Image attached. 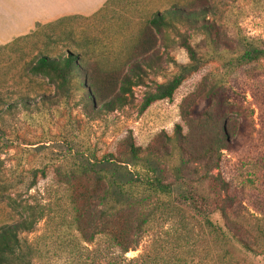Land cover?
I'll return each instance as SVG.
<instances>
[{"label":"rangeland","instance_id":"1","mask_svg":"<svg viewBox=\"0 0 264 264\" xmlns=\"http://www.w3.org/2000/svg\"><path fill=\"white\" fill-rule=\"evenodd\" d=\"M188 1L112 0L102 16H76L42 28L19 44L21 61L36 51L49 57L71 52L84 66H115L145 20ZM197 1L196 23L167 15L169 27L155 35L158 67L144 70L126 105L112 112L99 110V100L88 104L78 75L61 92L37 76L6 82L0 91V227L21 226L17 259L8 264H264L262 255H244L233 239L207 226V220L221 222L216 208L223 195L204 180L173 183L168 170L174 154L162 166L170 195L153 194L141 184L130 188L133 196L147 198L145 209H153L133 251L122 254L106 236L86 241L76 228L73 190L93 182L90 174L80 176L82 166L122 161L129 144L142 155H163L174 144L175 125L182 136L188 132L192 108L204 106L203 93L215 84L226 103L228 146L217 173L232 199L227 213L243 225H257L264 236V59L239 61L247 49H264V0ZM9 60L0 53V70ZM16 71L8 69L11 75ZM172 78L180 79L172 97L138 113L143 96ZM129 169L146 179L139 169ZM259 245L258 253L264 242Z\"/></svg>","mask_w":264,"mask_h":264},{"label":"trees","instance_id":"2","mask_svg":"<svg viewBox=\"0 0 264 264\" xmlns=\"http://www.w3.org/2000/svg\"><path fill=\"white\" fill-rule=\"evenodd\" d=\"M98 10L91 18L105 14L108 4ZM197 0H189L183 7L171 11L154 12L143 22L124 58L117 65L104 66L101 62L83 65L80 58L73 53L64 56L49 57L46 53L36 51L28 61H21L19 44L36 36L42 28H50L70 18H63L52 23L36 24L28 35L16 38L10 43L0 46L11 65L1 67L0 91L9 80L14 83L28 76L42 77L56 91L69 87L74 75L81 77V87L85 90L88 104L101 102L99 110L112 112L116 107L126 105V95L130 89L141 84L144 70L153 71L160 63L156 50V34L169 27L167 15L178 16L179 19L196 23L200 11H195ZM90 18V17H89ZM210 29H206L209 34ZM182 47L190 58L193 57L191 48L182 42ZM19 52V53H18ZM18 53V54H17ZM12 57V58H11ZM264 59V49L250 48L242 53L239 61L243 65ZM2 65V62H1ZM18 66L19 68H16ZM17 69L15 74H9L8 69ZM180 84L179 78L155 85L152 92L146 93L139 106L138 113L156 101L169 100ZM220 88L215 84L203 93L204 106L191 110L192 121H185L188 132L181 135L179 125H175L169 149H164L163 155L148 151L142 155L138 147L129 144L126 158L122 161L115 159L95 162L82 166L81 177L90 174L93 180L90 187L77 185L72 193L74 204V219L77 231L86 241L93 236H106L109 242L119 249L122 254L133 251L138 244L144 226L153 215V209H145L146 197L137 198L130 193L135 184L145 186V190L153 194L168 196L172 192V184L164 183L165 173L162 166L165 158L175 155V163L168 170L173 183H183L204 180L214 186L218 194L223 195L216 208L221 222L206 221L207 226L218 231L227 239H233L242 249L244 255L255 258L264 257V249L259 242H264L261 229L255 224L243 225L231 219L227 213L232 206V199L226 196L227 183L219 176L217 170L220 164L221 150L227 148L224 137V120L226 103L219 98ZM139 169L147 177L131 171ZM105 181V182H104ZM143 182V183H142ZM21 226L15 224L0 227V264H8L17 259L18 241L16 232ZM89 237H88V232Z\"/></svg>","mask_w":264,"mask_h":264},{"label":"crops","instance_id":"3","mask_svg":"<svg viewBox=\"0 0 264 264\" xmlns=\"http://www.w3.org/2000/svg\"><path fill=\"white\" fill-rule=\"evenodd\" d=\"M107 0H0V46L28 35L36 24L91 17Z\"/></svg>","mask_w":264,"mask_h":264}]
</instances>
